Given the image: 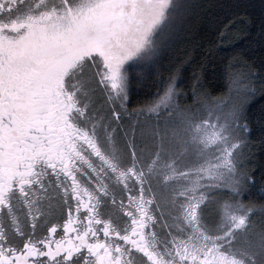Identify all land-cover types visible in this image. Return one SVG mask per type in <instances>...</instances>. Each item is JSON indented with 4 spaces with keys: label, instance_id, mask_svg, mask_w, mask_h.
<instances>
[{
    "label": "snow or ice",
    "instance_id": "6c2138e0",
    "mask_svg": "<svg viewBox=\"0 0 264 264\" xmlns=\"http://www.w3.org/2000/svg\"><path fill=\"white\" fill-rule=\"evenodd\" d=\"M220 7L226 38L248 5ZM204 8L0 0V264H264L246 165L264 72L229 73L227 101L191 108L170 74L132 105Z\"/></svg>",
    "mask_w": 264,
    "mask_h": 264
},
{
    "label": "trees",
    "instance_id": "16d2710c",
    "mask_svg": "<svg viewBox=\"0 0 264 264\" xmlns=\"http://www.w3.org/2000/svg\"><path fill=\"white\" fill-rule=\"evenodd\" d=\"M236 2L248 5L246 11L240 9L241 14L233 17L241 27L222 38L223 26L219 29L213 27L225 11L220 5ZM194 3L203 4L205 8L197 9L192 15L188 34L180 48L163 57L150 79L133 85V108L150 102L156 93L154 84L160 78L167 79L170 74L176 77L179 84V102L193 104L195 99L207 97L214 100L226 96L229 92V73L237 74L238 80L242 71L257 75L264 72V33L260 28L264 0H195ZM255 87L256 100L260 102L250 106L248 113L251 135L246 165L247 172L256 181L250 189L249 199L259 206L264 195V100L260 99L259 80Z\"/></svg>",
    "mask_w": 264,
    "mask_h": 264
},
{
    "label": "rangeland",
    "instance_id": "374dc122",
    "mask_svg": "<svg viewBox=\"0 0 264 264\" xmlns=\"http://www.w3.org/2000/svg\"><path fill=\"white\" fill-rule=\"evenodd\" d=\"M195 0H193V2H194ZM190 23H191V21H190ZM189 28H190V25L185 29V30H183L182 32H180L179 34H177L176 36H175V38L172 40V42H171V45H170V47L167 49V52H166V54H169L170 53V51L172 52V50H177V49H179L180 48V46H181V43H182V41H183V39L186 37V35L188 34V31H189ZM174 53V52H173ZM136 70H138V69H134V71H136ZM237 87H240V85L237 83V84H234V86H233V91H235V89L237 88ZM229 95H230V92H228L227 93V95L226 96H224V97H220V98H218V99H212V101H214V102H217V103H222V102H225V101H227L228 100V98H229ZM209 99V98H208ZM204 100V99H203ZM211 100V99H210ZM199 101H202V100H200V99H195V102L193 103V104H186V103H180L179 102V104H180V107L181 108H191V107H194L196 104H197V102H199ZM147 104V103H146ZM145 105V104H144ZM144 105H141L140 107H143ZM140 107H138V108H136V109H139ZM130 111H131V109H130ZM125 119H128L127 117H125ZM253 224L255 225V227L256 228H259L260 226H261V224H264V218H261V216L260 215H257L256 217H254L253 218Z\"/></svg>",
    "mask_w": 264,
    "mask_h": 264
}]
</instances>
